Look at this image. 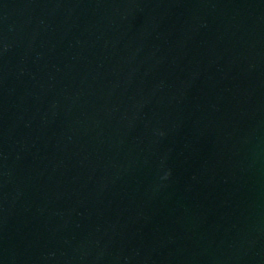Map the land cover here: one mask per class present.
Listing matches in <instances>:
<instances>
[{"label":"water","instance_id":"water-1","mask_svg":"<svg viewBox=\"0 0 264 264\" xmlns=\"http://www.w3.org/2000/svg\"><path fill=\"white\" fill-rule=\"evenodd\" d=\"M0 264H264V0H0Z\"/></svg>","mask_w":264,"mask_h":264}]
</instances>
